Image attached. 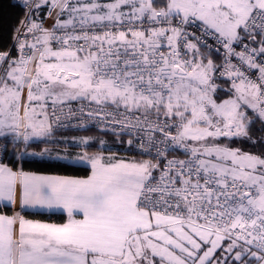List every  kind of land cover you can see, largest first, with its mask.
<instances>
[{
  "label": "snow or ice",
  "instance_id": "obj_1",
  "mask_svg": "<svg viewBox=\"0 0 264 264\" xmlns=\"http://www.w3.org/2000/svg\"><path fill=\"white\" fill-rule=\"evenodd\" d=\"M10 7L0 264H264V0Z\"/></svg>",
  "mask_w": 264,
  "mask_h": 264
},
{
  "label": "trees",
  "instance_id": "obj_2",
  "mask_svg": "<svg viewBox=\"0 0 264 264\" xmlns=\"http://www.w3.org/2000/svg\"><path fill=\"white\" fill-rule=\"evenodd\" d=\"M10 0H0V36L5 41L8 38V30L11 25L15 24L16 18L21 15L19 8L10 7ZM55 171L69 175H82L83 173H74L70 170L65 172L64 169H55Z\"/></svg>",
  "mask_w": 264,
  "mask_h": 264
},
{
  "label": "built area",
  "instance_id": "obj_3",
  "mask_svg": "<svg viewBox=\"0 0 264 264\" xmlns=\"http://www.w3.org/2000/svg\"><path fill=\"white\" fill-rule=\"evenodd\" d=\"M10 2H12V0H10Z\"/></svg>",
  "mask_w": 264,
  "mask_h": 264
}]
</instances>
